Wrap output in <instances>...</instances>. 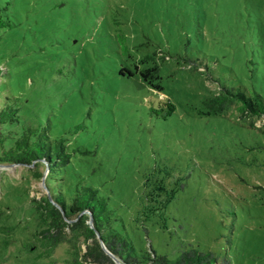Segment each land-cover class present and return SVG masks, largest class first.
Listing matches in <instances>:
<instances>
[{
    "label": "rangeland",
    "instance_id": "rangeland-1",
    "mask_svg": "<svg viewBox=\"0 0 264 264\" xmlns=\"http://www.w3.org/2000/svg\"><path fill=\"white\" fill-rule=\"evenodd\" d=\"M2 1L15 25L0 30V103L18 98L25 124L49 119L54 133L84 122L69 135L95 152L83 163L108 181L124 215L155 180L170 171L186 175L168 229L147 222L148 231L135 228L134 241L151 242L172 261L180 240H196L232 264H264V115L232 105L224 117L187 119L190 104L221 86L264 99V0ZM115 17L133 55L140 44L141 51L167 54L158 94L176 104L168 120L148 114L147 100L157 95L147 85L117 75L126 57L114 36ZM179 55L191 64L179 66ZM0 130L14 138L19 126ZM74 172L51 175L45 161H0V208L18 226L8 257L35 228L36 200H52L54 186L65 191ZM67 248L61 243L48 264H70Z\"/></svg>",
    "mask_w": 264,
    "mask_h": 264
},
{
    "label": "trees",
    "instance_id": "trees-1",
    "mask_svg": "<svg viewBox=\"0 0 264 264\" xmlns=\"http://www.w3.org/2000/svg\"><path fill=\"white\" fill-rule=\"evenodd\" d=\"M8 4L0 0V30L15 25ZM112 24L120 54L126 57L117 75L126 79L137 78L147 85L157 95L147 100L148 114L161 121L168 120L176 114V104L158 94L164 93L162 67L166 63L167 54L162 50L141 51L140 44L137 46L139 55H133L122 22L115 17ZM177 58L179 66L191 64V60L180 55ZM180 59H183L181 63ZM232 105H236L244 115H264V99L259 94L221 86L218 92L190 104L187 119L194 121L203 117H224ZM22 110L18 98L14 96L8 95L0 103V129L1 126H19V133L14 138L0 130V161L28 165H39L45 161L51 175L73 167L74 181L65 186V191L54 186L52 200L49 196L36 200L35 228L25 235L17 252L9 257L7 254L10 247L15 245L18 226L12 223V214L0 208V264L53 263L54 251L63 242L68 243L66 261L70 264H82L88 258L98 264H115L101 247L97 233L106 247L125 264H232L227 255L219 258L213 250L204 248L208 246L196 240H180L179 256L174 261L167 254L159 253L151 242L148 246H139L134 241L132 233L135 228L148 231L147 222L158 230L168 229L171 209L180 202L185 174L181 176L176 171H170L167 176L157 182L155 180L144 196L134 199L132 213L124 215L115 207V195L111 196L115 191L109 187L108 181L94 177L95 168L91 171L83 163V159L93 156L95 152L73 142V136L85 127L84 122L76 124L74 130L69 129L73 135L71 137L69 131L54 133L49 119H36L35 124H25ZM236 215L233 212L232 221ZM90 216L93 219L92 225L89 223ZM66 229L69 230L68 235ZM82 243L86 246L85 251ZM10 258L12 261L7 262Z\"/></svg>",
    "mask_w": 264,
    "mask_h": 264
},
{
    "label": "water",
    "instance_id": "water-1",
    "mask_svg": "<svg viewBox=\"0 0 264 264\" xmlns=\"http://www.w3.org/2000/svg\"><path fill=\"white\" fill-rule=\"evenodd\" d=\"M92 221H93V219H92V217L90 216V218H89V223L92 225ZM97 237H98V239H99V242H100V245H101V247L105 250V252L113 259V261H114V263H116V264H124L123 263V261L120 259V258H118L116 255H114L107 247H106V245L104 244V242L102 241V239H101V236L97 233Z\"/></svg>",
    "mask_w": 264,
    "mask_h": 264
},
{
    "label": "bare ground",
    "instance_id": "bare-ground-1",
    "mask_svg": "<svg viewBox=\"0 0 264 264\" xmlns=\"http://www.w3.org/2000/svg\"><path fill=\"white\" fill-rule=\"evenodd\" d=\"M125 264V263H124Z\"/></svg>",
    "mask_w": 264,
    "mask_h": 264
}]
</instances>
